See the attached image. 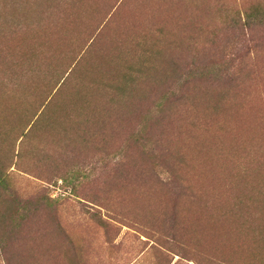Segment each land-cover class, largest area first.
<instances>
[{
    "label": "rangeland",
    "instance_id": "obj_1",
    "mask_svg": "<svg viewBox=\"0 0 264 264\" xmlns=\"http://www.w3.org/2000/svg\"><path fill=\"white\" fill-rule=\"evenodd\" d=\"M24 1L0 264H264V28L229 23L255 0Z\"/></svg>",
    "mask_w": 264,
    "mask_h": 264
},
{
    "label": "trees",
    "instance_id": "obj_2",
    "mask_svg": "<svg viewBox=\"0 0 264 264\" xmlns=\"http://www.w3.org/2000/svg\"><path fill=\"white\" fill-rule=\"evenodd\" d=\"M17 1L18 2L22 1L23 4L25 3L24 0H17ZM25 12L26 13L23 12L22 14L19 15L15 14V12L12 13L5 12L3 18L0 19V27L10 28V27L32 26L36 24L38 25L39 22L38 12L37 11L34 12L33 10L32 12L29 11H25ZM22 16L27 17L25 18V21L23 20ZM229 23L233 27V31L235 32V35L239 30H244L246 28H250V29H254L255 27L264 28V1H260V2L257 0L252 1L251 4H249V6L245 8V16L243 18L242 16H240L239 13H234L232 17L229 19ZM241 33L242 32H240V34ZM223 47L226 48L227 45H223Z\"/></svg>",
    "mask_w": 264,
    "mask_h": 264
}]
</instances>
